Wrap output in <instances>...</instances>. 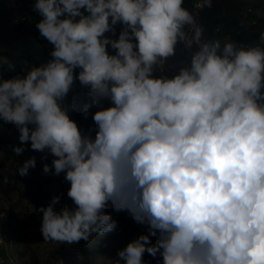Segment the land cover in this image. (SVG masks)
I'll use <instances>...</instances> for the list:
<instances>
[{
  "label": "clouds",
  "instance_id": "1",
  "mask_svg": "<svg viewBox=\"0 0 264 264\" xmlns=\"http://www.w3.org/2000/svg\"><path fill=\"white\" fill-rule=\"evenodd\" d=\"M32 9L50 59L0 78V120L20 133L14 153L51 154L43 171L70 184L71 205L53 196L38 209L44 239L104 236L117 226L111 207L146 226L111 264H150L145 252L156 264H264V29L247 45L209 35L185 0ZM178 46L186 59L169 76ZM76 80L91 97L79 105L88 132L65 102ZM35 165L30 156L15 171Z\"/></svg>",
  "mask_w": 264,
  "mask_h": 264
},
{
  "label": "trees",
  "instance_id": "2",
  "mask_svg": "<svg viewBox=\"0 0 264 264\" xmlns=\"http://www.w3.org/2000/svg\"><path fill=\"white\" fill-rule=\"evenodd\" d=\"M196 3L197 0H185V6L205 25L206 33L209 35H216L222 39L232 36L237 42H244L247 45L256 43L259 39V31L264 29V15L257 14L258 12H264V0H213L210 8L206 6L197 8ZM11 18V12L6 9L4 2L0 1V78H10L22 72V69L31 64H39L50 59V51L53 47L45 37L40 35L39 29L36 27V22L40 18L36 12L31 22L26 25L11 26ZM119 29L120 26L117 25V34ZM107 34L111 35V33ZM36 43L40 44V47L37 48L35 46ZM180 48L181 46H178L177 51ZM156 74L159 75L158 73ZM74 84L79 86L89 97L87 86L81 85L78 80ZM65 102L68 104L67 101ZM109 103L110 101L105 99L103 107H107ZM96 110V107L92 108V112ZM69 115L76 120L82 131L88 132L93 129L92 126L95 122L92 118L85 120L83 113L75 112L71 107ZM92 135H95L94 130H92ZM17 145L16 141L9 137L5 129L0 130L1 154L6 158L13 156L21 161L22 157L12 151L13 146ZM38 152L31 149L28 157H36ZM4 177H7V181L4 180ZM0 185L4 194L9 195L10 192L16 191L24 194L20 190V180L14 174L0 172ZM49 192L47 193L48 202ZM33 201L37 208L43 205L42 195L39 191L35 193ZM105 211L111 213L112 218L117 221L116 228L107 233L108 235H132L131 232L134 226L130 223V217L127 214L116 211L111 207L105 209ZM96 240L97 236L94 234L88 241L81 239L75 242L74 250L77 257H73L63 264H98L104 257H100L101 253L99 254L97 249L93 247V243ZM19 257L20 264H41L40 258L34 250L32 255L28 252V249L21 250ZM144 258L150 264H156L157 259H161L159 256L152 257L147 252H145Z\"/></svg>",
  "mask_w": 264,
  "mask_h": 264
},
{
  "label": "rangeland",
  "instance_id": "3",
  "mask_svg": "<svg viewBox=\"0 0 264 264\" xmlns=\"http://www.w3.org/2000/svg\"><path fill=\"white\" fill-rule=\"evenodd\" d=\"M257 14L262 16L264 12H258ZM35 46L38 48L40 44L36 43ZM185 59L186 57L182 48H180V50L178 49L177 54L170 57L166 62L164 68L165 73L169 76L175 74V72L178 71L181 61ZM157 73L160 74L159 72ZM90 100L91 97H88L85 92L75 84L65 98L68 105L75 106L71 107V109L79 113H82L79 105ZM89 118H92L91 113L87 117L84 116L85 120ZM4 129L8 132L10 138L15 140L18 145H21L22 142L19 140L20 133L14 124L5 123L3 120H0V130ZM28 144H30V142H28ZM30 150V147H25V150L19 154V156L22 157L21 161L15 159L13 156L6 158L0 153V172L17 176L20 180V190L24 192V194L18 191L10 192L9 195H7L1 191L0 185V220L2 221L3 227L12 233V238L7 241V245H3L0 249L3 247H9V250L12 249L14 255H11V259H7L9 264H20L19 253L24 249H28L31 255L34 250L38 254L41 264H56L57 259H62L63 263H65L67 260L77 257V255H75L76 251L74 250L75 242L67 243L45 240L40 231L42 213L38 211L39 208L36 207L33 201L35 193L39 191L42 195L43 205H46L48 203L47 193L49 190L61 185L65 180L64 174L63 172L59 175H53L51 172L45 173L43 171V164H51L53 157L51 154H48L47 159H42L43 154L39 151L36 155L35 167L30 168L26 175L20 176L15 169L28 158ZM121 212L130 217V223L134 226L131 232L132 235L111 236L105 234L104 236H99L96 234L97 240L93 243V247L97 249L99 254L101 253L100 257H104L98 264H111V260L117 258L119 249L125 247L131 239L146 232V226L134 221L126 210H121ZM155 239L156 237H152L153 241ZM2 252L5 254L4 249ZM2 256L4 257V255Z\"/></svg>",
  "mask_w": 264,
  "mask_h": 264
},
{
  "label": "built area",
  "instance_id": "4",
  "mask_svg": "<svg viewBox=\"0 0 264 264\" xmlns=\"http://www.w3.org/2000/svg\"><path fill=\"white\" fill-rule=\"evenodd\" d=\"M0 1L4 2L6 9L11 12L12 15L10 22L11 26H21L31 22L35 14V12L32 9V4L34 3V0H0ZM69 187H70L69 182L64 180L60 186L51 189L49 192V201L53 196H59L60 201L58 202L57 207H59V204L65 202L71 205L72 203L71 198L67 196V189ZM11 238H12V233L6 230L0 221V248L3 245H7V241L10 240ZM7 263H8L7 259L2 255H0V264H7Z\"/></svg>",
  "mask_w": 264,
  "mask_h": 264
},
{
  "label": "crops",
  "instance_id": "5",
  "mask_svg": "<svg viewBox=\"0 0 264 264\" xmlns=\"http://www.w3.org/2000/svg\"><path fill=\"white\" fill-rule=\"evenodd\" d=\"M2 225H3V224H2ZM3 249H4V251H5V254L2 252ZM10 249H11V248H10ZM0 255H4V257H5L6 259H8V258L11 259V258H12L11 255H14V254H13V252H12V249L9 250V247H3L2 249H0ZM7 264H9V262H8Z\"/></svg>",
  "mask_w": 264,
  "mask_h": 264
}]
</instances>
